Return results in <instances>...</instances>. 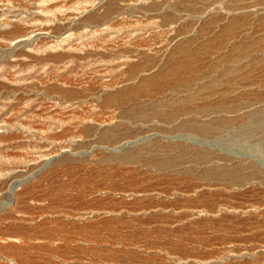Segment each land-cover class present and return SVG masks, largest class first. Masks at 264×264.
Here are the masks:
<instances>
[{
    "label": "rangeland",
    "instance_id": "obj_1",
    "mask_svg": "<svg viewBox=\"0 0 264 264\" xmlns=\"http://www.w3.org/2000/svg\"><path fill=\"white\" fill-rule=\"evenodd\" d=\"M0 7V264H264V0Z\"/></svg>",
    "mask_w": 264,
    "mask_h": 264
},
{
    "label": "bare ground",
    "instance_id": "obj_2",
    "mask_svg": "<svg viewBox=\"0 0 264 264\" xmlns=\"http://www.w3.org/2000/svg\"><path fill=\"white\" fill-rule=\"evenodd\" d=\"M38 1V0H37ZM45 1V0H44ZM43 2V1H42ZM1 8V7H0ZM2 9V8H1ZM62 9V8H61ZM42 11V10H41ZM43 12V11H42ZM49 12V11H48ZM52 13V12H51ZM73 14V13H72ZM2 16H4V15H2ZM72 16V15H71ZM18 17V16H17ZM38 19V18H37ZM40 19V18H39ZM75 19H77V18H75ZM65 20V19H64ZM40 21V20H39ZM36 22H38L37 20H36ZM67 25H68V23H67ZM71 25V24H70ZM74 25V24H73ZM63 26V25H62ZM19 29V28H18ZM51 29V28H50ZM43 30H45V29H43V28H37L36 30H34V31H39V32H41V31H43ZM80 30V29H79ZM11 32H12V30H10ZM20 31V30H19ZM48 31V30H47ZM54 31V30H53ZM69 31H70V29H69ZM72 31V30H71ZM74 31V30H73ZM22 32V31H21ZM55 32V31H54ZM58 32V31H57ZM66 32H68V30H66ZM75 32V31H74ZM49 33V32H48ZM36 34V33H35ZM47 34V33H46ZM51 34H53V33H51ZM72 34V33H71ZM11 35V34H10ZM42 35V34H41ZM68 35V34H67ZM32 36V35H31ZM5 37H7V36H5ZM49 38V37H48ZM60 38V37H59Z\"/></svg>",
    "mask_w": 264,
    "mask_h": 264
}]
</instances>
